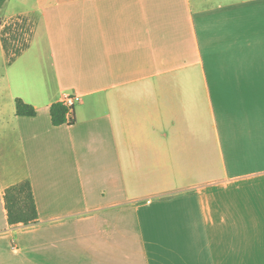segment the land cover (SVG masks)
Masks as SVG:
<instances>
[{
  "label": "crops",
  "instance_id": "obj_1",
  "mask_svg": "<svg viewBox=\"0 0 264 264\" xmlns=\"http://www.w3.org/2000/svg\"><path fill=\"white\" fill-rule=\"evenodd\" d=\"M24 180L37 220L9 224ZM0 264H264V0H5Z\"/></svg>",
  "mask_w": 264,
  "mask_h": 264
},
{
  "label": "trees",
  "instance_id": "obj_2",
  "mask_svg": "<svg viewBox=\"0 0 264 264\" xmlns=\"http://www.w3.org/2000/svg\"><path fill=\"white\" fill-rule=\"evenodd\" d=\"M4 2L5 0H0V8ZM12 24L16 25L15 22H10L9 24L4 26L2 36L4 47L6 49V55L9 61H12L17 55L21 53L22 50H24L28 46L29 40L32 35L31 32L27 42L23 43L21 47L15 48L10 54L9 47L7 45L8 38H6V34L8 30L11 29ZM15 108L17 115L34 116L36 113L34 107H32L30 104L25 103L21 98H16ZM49 112L53 125L57 126L65 123L71 125L74 122L73 118L67 117V108L62 103V101L53 102L49 106ZM5 201L9 224H28L37 220L36 205L32 193L31 184L28 180H24L9 186L5 191Z\"/></svg>",
  "mask_w": 264,
  "mask_h": 264
},
{
  "label": "rangeland",
  "instance_id": "obj_3",
  "mask_svg": "<svg viewBox=\"0 0 264 264\" xmlns=\"http://www.w3.org/2000/svg\"><path fill=\"white\" fill-rule=\"evenodd\" d=\"M33 16H22L19 19L12 20V23H16V25L12 24L10 30H8L6 34V38H8V47L9 53L11 54L13 50L17 47H21L23 43L27 42L29 39L30 33L33 28ZM7 25V24H6Z\"/></svg>",
  "mask_w": 264,
  "mask_h": 264
},
{
  "label": "built area",
  "instance_id": "obj_4",
  "mask_svg": "<svg viewBox=\"0 0 264 264\" xmlns=\"http://www.w3.org/2000/svg\"><path fill=\"white\" fill-rule=\"evenodd\" d=\"M80 95L78 94H64L62 97V103L67 108V117L71 118V111L72 107L75 104V102L80 101Z\"/></svg>",
  "mask_w": 264,
  "mask_h": 264
}]
</instances>
